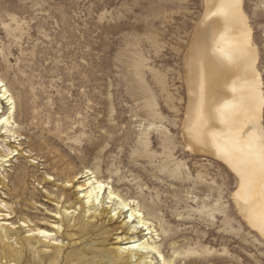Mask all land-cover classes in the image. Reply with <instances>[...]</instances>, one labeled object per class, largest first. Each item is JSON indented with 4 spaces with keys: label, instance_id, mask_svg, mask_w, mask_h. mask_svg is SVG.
Wrapping results in <instances>:
<instances>
[{
    "label": "rangeland",
    "instance_id": "obj_1",
    "mask_svg": "<svg viewBox=\"0 0 264 264\" xmlns=\"http://www.w3.org/2000/svg\"><path fill=\"white\" fill-rule=\"evenodd\" d=\"M206 8V0H0V80L20 135L7 138L18 151L0 165V225L19 229L20 241L46 231L70 252L73 241L55 230L75 191L64 181L88 169L139 204L166 261L264 264V239L234 203L237 178L192 156L183 139L186 56ZM244 11L264 90V0H245ZM10 108L3 101L0 116ZM10 146L0 140L2 153ZM122 232L92 237L87 264H105L91 250ZM39 253L26 251L22 264H41Z\"/></svg>",
    "mask_w": 264,
    "mask_h": 264
},
{
    "label": "bare ground",
    "instance_id": "obj_2",
    "mask_svg": "<svg viewBox=\"0 0 264 264\" xmlns=\"http://www.w3.org/2000/svg\"><path fill=\"white\" fill-rule=\"evenodd\" d=\"M244 1L206 0L205 15L186 56L188 106L183 139L192 156L213 158L237 178L234 203L242 219L264 239V90ZM0 89V110L3 101L11 107L7 116H0V140L10 146L7 138L20 137L15 130V102L2 80ZM17 151L14 146L7 154L0 151V163L11 161ZM82 178L88 179L77 186ZM0 184L7 187L1 177ZM64 184L75 191L66 197L60 214L66 229L58 225L55 230L60 238L73 241L71 251L66 253L64 241L46 231L38 229V235L20 241L19 229L0 225V264H22L26 251L39 253L38 243L51 249L50 255L39 253L45 254L41 264H87L90 239L119 230L124 236L116 244L91 250L105 264H154L155 256L163 264L174 262L166 261L154 238L158 237L155 226L135 200L122 197L88 169L67 177Z\"/></svg>",
    "mask_w": 264,
    "mask_h": 264
}]
</instances>
